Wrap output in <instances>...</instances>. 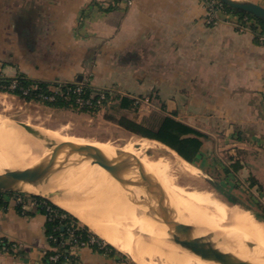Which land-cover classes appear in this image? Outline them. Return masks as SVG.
<instances>
[{
	"label": "crops",
	"instance_id": "1",
	"mask_svg": "<svg viewBox=\"0 0 264 264\" xmlns=\"http://www.w3.org/2000/svg\"><path fill=\"white\" fill-rule=\"evenodd\" d=\"M205 18L201 0H0V72L62 83L88 76L92 88L161 98L207 135L199 158L206 173L264 198V41L232 20ZM46 221L4 193L0 240L9 247L0 264H45ZM89 230L95 242L70 246L61 264H135Z\"/></svg>",
	"mask_w": 264,
	"mask_h": 264
},
{
	"label": "bare ground",
	"instance_id": "2",
	"mask_svg": "<svg viewBox=\"0 0 264 264\" xmlns=\"http://www.w3.org/2000/svg\"><path fill=\"white\" fill-rule=\"evenodd\" d=\"M48 136L42 131L28 132L14 120L0 115V171L25 168L43 158L51 160L50 187L69 190L68 197L55 198V202L127 253L135 264L211 263L176 245L168 226L141 204L140 190H133L122 178L114 177L98 164L83 161L75 165L76 156L59 145L60 141L91 144L110 156L119 151L138 157L162 183L184 223L194 225L201 234L211 233L217 246L237 260L264 264V221L215 196L209 189H186L177 185L170 172L180 169L186 161L173 150L166 149L165 154L152 158L139 155L132 146L119 148ZM29 188L37 190L38 187Z\"/></svg>",
	"mask_w": 264,
	"mask_h": 264
},
{
	"label": "rangeland",
	"instance_id": "3",
	"mask_svg": "<svg viewBox=\"0 0 264 264\" xmlns=\"http://www.w3.org/2000/svg\"><path fill=\"white\" fill-rule=\"evenodd\" d=\"M244 15H246V13L243 14L242 17ZM248 18L249 20L247 22L241 21L245 23H243L242 26H244V28H249L251 24H256V33L259 39L264 41V31H260L253 17L248 16ZM19 73L15 74L13 77L17 76ZM0 75L3 74L1 73ZM13 82L18 83L16 80ZM58 83L60 84L62 82ZM71 83L75 86H91L88 76H85L81 80H74ZM31 87L35 88L33 85ZM49 87L53 90H59L58 86L52 84ZM105 90L116 93L110 88L96 89L91 86V95L94 96V94L104 92ZM23 93L24 92L18 94L13 92L11 84L8 85L7 90H0V115L14 121H22L37 127L44 132V134H47V136L70 137L72 139L93 141L119 148L132 146L139 155L152 158L157 155L165 154L166 149H171L160 141L140 136L125 129L115 121L107 119L106 115L109 113V109L107 106H102L103 104H100L98 110L92 112L83 110L82 107L73 105L72 103H68L65 106L52 105L45 102V99L40 98L38 95L35 97H26L22 95ZM60 94H62V92H60ZM63 98L68 100L69 96ZM134 99L138 102L137 109L126 110L124 114L136 121L142 120L144 116L150 114L152 111L168 113L166 101L161 98L146 95L144 97H135ZM53 107H60V111H52V109H49ZM118 116V114L115 115V118ZM174 153L178 155L175 151ZM179 157L182 158L181 156ZM170 173H172L171 176L174 175L173 178L175 180L173 179V181L177 185L186 189H209L215 196L223 200L233 197L237 203L234 205L241 207L251 215L253 214L254 216H252L255 217V219L264 221L262 218L264 215V198L261 193L253 192L245 186H243V188L239 185H234L233 179H226L221 173L219 174L215 171L210 174L206 173L199 160L195 163L186 162L180 166V169H174ZM153 260L158 261L157 258H153Z\"/></svg>",
	"mask_w": 264,
	"mask_h": 264
},
{
	"label": "water",
	"instance_id": "4",
	"mask_svg": "<svg viewBox=\"0 0 264 264\" xmlns=\"http://www.w3.org/2000/svg\"><path fill=\"white\" fill-rule=\"evenodd\" d=\"M219 1L231 9L248 13L264 22V6L259 3L251 0ZM15 122L28 132L35 134L41 132L39 128L28 123L22 121ZM58 144L76 156L77 162L75 165L83 161L98 164L114 177L118 179L122 178L133 190H140L142 193L140 195L141 204L160 217L161 221L168 226L176 245L183 250L211 264H260L237 260L230 253L221 250L217 246L216 242L212 239L211 233L201 234L194 225L184 223L162 183L147 169L138 157L123 154L119 151L110 156L94 145L78 143L72 140H62ZM50 161L43 158L25 168H3L0 171V190L35 195L56 204L55 198L68 197L69 190L66 188L56 189L50 187L49 184L53 172L51 168H48L50 167ZM30 186L38 188L37 190H32L29 188ZM225 201L231 205L237 204L229 198H226ZM262 218L264 219V215ZM62 229L63 226L61 227Z\"/></svg>",
	"mask_w": 264,
	"mask_h": 264
},
{
	"label": "trees",
	"instance_id": "5",
	"mask_svg": "<svg viewBox=\"0 0 264 264\" xmlns=\"http://www.w3.org/2000/svg\"><path fill=\"white\" fill-rule=\"evenodd\" d=\"M225 9L226 11L233 12L234 14L238 15L239 18H241L242 15L245 14V12L234 10L227 6H225ZM247 15L255 19L257 25L260 28V31L263 32L264 22L250 14ZM249 28L255 33V40L257 41L259 37L256 33V24H251ZM14 80L18 81V85L14 89H12L13 92L21 94L22 90L19 88V86H21L28 89L29 92L28 94H22L23 96L35 97L37 93L41 92L46 95L51 94L54 96L53 100H45V102L52 105L65 106L68 103H72L73 105H75V95L71 92L75 85L71 82L59 84L58 82L33 80L28 78L23 73H19L15 77L0 75V90H7L8 85L11 84ZM51 84L54 86H58L59 90L54 91L53 89H51L49 87ZM32 85L35 86V88H32ZM82 88V94L84 97L91 95V86L83 85ZM60 92H62V94H60ZM104 93L105 99L102 101L103 105H101L107 106V108L109 109V113L106 115L107 119L115 121L125 129L140 136L160 141L161 143L174 150L179 156L182 157V159H184L188 163H195L199 160L201 156L200 149L203 139L207 138V135L204 132L193 128L187 123L177 119L175 117V113L173 112L161 113L158 111H152L150 114L144 116L142 120L136 121L124 114V111L126 110L137 109L138 102L134 98L126 95L112 93L108 90H105ZM66 94H68L69 96L68 100H66L62 96ZM97 97V93L94 94V96L91 98L93 104L91 106H83L82 109L92 112L98 110L100 108V105L95 104ZM117 114L119 116L115 118V115ZM231 165L232 169L236 171L238 168L237 164L233 163ZM29 196L39 204V206H37V210L46 215V234L48 236L49 244L50 246L56 247L62 254V257L67 254V249L70 247V245L64 241V238L66 237L70 229H74V227H76L77 229L74 233L77 234L79 236V239L82 240H87V236L96 237V235H94L89 230V226L87 227L86 224H81L78 218L72 215L70 212L64 210L63 208L45 198L35 195ZM230 200L236 201L233 197H230ZM46 205L56 211L57 215L50 216V214L46 210ZM59 214H63L64 216L60 217ZM62 226L63 229L61 230ZM8 247L9 244L6 243L5 240H0V250L7 249ZM44 261L45 264L48 263L47 255L45 256Z\"/></svg>",
	"mask_w": 264,
	"mask_h": 264
},
{
	"label": "built area",
	"instance_id": "6",
	"mask_svg": "<svg viewBox=\"0 0 264 264\" xmlns=\"http://www.w3.org/2000/svg\"><path fill=\"white\" fill-rule=\"evenodd\" d=\"M204 4L205 7V21L208 25H215L219 22H221L222 20H232L234 22V24L240 28L243 29L244 26H242V20L247 22L249 20L248 15H244L243 17L239 18L236 14H234L233 12H229L226 11L225 6L222 2H220L219 0H201ZM118 2H122L124 5H130L132 3V0H118ZM239 18V19H238ZM18 85V83H11L12 89H14L16 86ZM83 85H78L75 86L72 89V93L75 95L74 98V102L75 105L83 107V106H91L92 100L91 98L93 97V95H89L87 97L83 96ZM19 88L22 90V92H24L23 94H28V89L23 88L21 86H19ZM54 91H58V90H54ZM37 95L45 100H53L54 96L53 95H46L43 93H37ZM68 94L63 95V97H67ZM97 99H96V105H100L102 104V101L105 99V93L104 92H98L97 93ZM4 193H9L6 191H2L0 192V197L3 196ZM13 199L16 202L17 205H19V207L21 208V210L24 212L26 207L28 205H32L34 207L39 206V204L32 199L28 194L25 193H19V192H13ZM46 210L48 211V213L50 214V216L52 215H57L56 211H54L52 208H50L48 205H46ZM60 217H63V214H59ZM76 227H74V229H70L68 234L66 235V237L64 238V241L66 243H68L71 248L74 247H79V246H83V245H88L91 243L95 242V238H92L91 236H87L88 239L87 240H82L79 239V236L77 234H75L74 232L76 231ZM46 255H47V259H48V263L47 264H61V257L62 254L59 252V250L54 247V246H50L49 249L46 251Z\"/></svg>",
	"mask_w": 264,
	"mask_h": 264
}]
</instances>
